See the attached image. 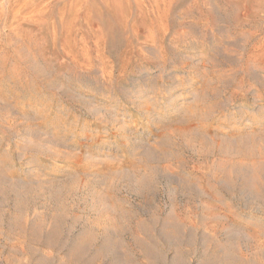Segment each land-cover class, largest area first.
I'll return each mask as SVG.
<instances>
[{"label": "rangeland", "instance_id": "1", "mask_svg": "<svg viewBox=\"0 0 264 264\" xmlns=\"http://www.w3.org/2000/svg\"><path fill=\"white\" fill-rule=\"evenodd\" d=\"M0 264H264V0H0Z\"/></svg>", "mask_w": 264, "mask_h": 264}, {"label": "bare ground", "instance_id": "2", "mask_svg": "<svg viewBox=\"0 0 264 264\" xmlns=\"http://www.w3.org/2000/svg\"><path fill=\"white\" fill-rule=\"evenodd\" d=\"M231 175V173H229V174H226L225 175V181H228V180H230L231 181V179H232V177L230 176ZM229 181V182H230ZM216 189H218L215 185H212V184H209V183H205L204 185H203V190L204 191H211V190H216ZM191 202V201H190ZM191 204V203H190ZM187 205V204H186ZM187 207V206H186ZM189 210V209H188ZM178 216V215H177Z\"/></svg>", "mask_w": 264, "mask_h": 264}]
</instances>
